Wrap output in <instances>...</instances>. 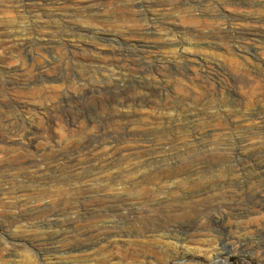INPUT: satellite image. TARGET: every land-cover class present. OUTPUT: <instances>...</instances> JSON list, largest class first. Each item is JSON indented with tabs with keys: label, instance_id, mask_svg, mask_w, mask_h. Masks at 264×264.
I'll return each mask as SVG.
<instances>
[{
	"label": "rangeland",
	"instance_id": "rangeland-1",
	"mask_svg": "<svg viewBox=\"0 0 264 264\" xmlns=\"http://www.w3.org/2000/svg\"><path fill=\"white\" fill-rule=\"evenodd\" d=\"M0 264H264V0H0Z\"/></svg>",
	"mask_w": 264,
	"mask_h": 264
},
{
	"label": "bare ground",
	"instance_id": "bare-ground-1",
	"mask_svg": "<svg viewBox=\"0 0 264 264\" xmlns=\"http://www.w3.org/2000/svg\"><path fill=\"white\" fill-rule=\"evenodd\" d=\"M38 71V70H37ZM41 72V71H40ZM39 73V72H38ZM39 75H41V73L39 74ZM43 75V74H42ZM120 87V86H119ZM88 89V88H87ZM113 89V88H112ZM120 89V88H119ZM109 90H111V89H109ZM114 90V89H113ZM105 91V90H104ZM122 91V90H121ZM107 93H108V91H107ZM88 94V93H87ZM110 94V93H109ZM83 95H84V93H83ZM112 95V94H111ZM124 95V94H123ZM125 96V95H124ZM82 97H84V96H82ZM118 98V97H117ZM114 99V98H113ZM94 140V139H93Z\"/></svg>",
	"mask_w": 264,
	"mask_h": 264
}]
</instances>
